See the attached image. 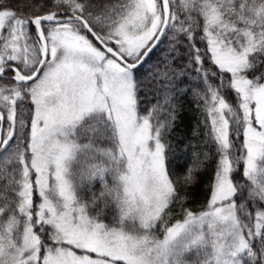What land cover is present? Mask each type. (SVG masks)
Instances as JSON below:
<instances>
[{
    "label": "snow or ice",
    "instance_id": "6c2138e0",
    "mask_svg": "<svg viewBox=\"0 0 264 264\" xmlns=\"http://www.w3.org/2000/svg\"><path fill=\"white\" fill-rule=\"evenodd\" d=\"M0 264H264V0H0Z\"/></svg>",
    "mask_w": 264,
    "mask_h": 264
},
{
    "label": "trees",
    "instance_id": "16d2710c",
    "mask_svg": "<svg viewBox=\"0 0 264 264\" xmlns=\"http://www.w3.org/2000/svg\"><path fill=\"white\" fill-rule=\"evenodd\" d=\"M152 59H155V55H153ZM150 65L151 61L146 63L141 70H146L148 67H150ZM177 115L178 118L176 120V128L174 133V137L176 139L185 141L192 139V141L196 143L201 141L206 136L207 129L203 123L205 119L203 109L198 105H194L191 102L190 97L184 100L183 107ZM194 128L197 129L196 135L193 134ZM191 162V156L177 159L172 163V170L182 174L185 167ZM211 179L212 175L211 171H209L207 174H202L199 180L188 189L191 194V198L188 201V206L193 210L199 211L203 207L209 194ZM172 217L173 222L175 219L181 218L180 209L178 207L174 208Z\"/></svg>",
    "mask_w": 264,
    "mask_h": 264
}]
</instances>
